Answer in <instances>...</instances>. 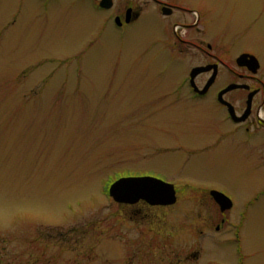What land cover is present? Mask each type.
Masks as SVG:
<instances>
[{
  "label": "rangeland",
  "instance_id": "1",
  "mask_svg": "<svg viewBox=\"0 0 264 264\" xmlns=\"http://www.w3.org/2000/svg\"><path fill=\"white\" fill-rule=\"evenodd\" d=\"M19 1L0 0V188L41 215L0 232V264H49L50 256L67 264L70 247L79 264H97L89 258L97 240L127 249L133 264H204L213 255L235 264L237 253L264 264V160L254 149L264 134L248 143L225 138L208 104H171L166 93L205 62L200 51L172 50V31L153 10L120 31L102 27L103 12L64 3L37 15L36 2L25 0L17 17ZM180 1L206 20L198 39L214 54L235 66L251 52L264 74V0ZM222 75L223 84L236 80ZM130 171L174 183L177 205L115 203L109 186ZM205 188L233 202L221 244L200 236L215 235L223 217Z\"/></svg>",
  "mask_w": 264,
  "mask_h": 264
},
{
  "label": "flooded vegetation",
  "instance_id": "2",
  "mask_svg": "<svg viewBox=\"0 0 264 264\" xmlns=\"http://www.w3.org/2000/svg\"><path fill=\"white\" fill-rule=\"evenodd\" d=\"M36 2V9L34 13L37 15L46 14L51 10L53 5H67L70 7L84 6L91 10L94 14L103 12L104 17L102 18L101 24L105 29L107 26H113L116 29L123 31L124 29L131 27L142 21L146 15L150 12V10L156 11L157 14L164 19L165 28L167 30L171 29L172 37L175 38V42L173 43L172 50L180 51L181 53L189 50H198L201 55L205 58V62L202 64H198L193 66L190 69L189 74L186 78H183V82L181 85H177V87L173 90H170L167 93L168 97H172L171 104H177L181 102H203L208 104L211 110L213 108L215 119L219 122L216 124L223 128L220 131V135L225 136H234V135H242L244 136V142L248 143L250 141L255 140L256 136L259 134H264V74L262 73V65L260 63V67L256 72H253L248 66L239 65L238 57L241 54L251 52L245 51L240 53L234 60L235 66L231 65L225 59L218 57L216 54L212 52V44L205 43L204 40L198 39L203 31V27H206V20L200 16L196 11L188 9L185 5L181 3L180 0H34ZM25 0H20L18 7L15 11L17 17L18 13L21 12L24 6ZM168 11V14L164 12ZM188 15V16H187ZM167 20V21H166ZM15 21V20H14ZM169 28V29H168ZM170 33V30L168 31ZM170 37V36H169ZM164 45V44H163ZM165 52L168 53L167 48L163 46ZM169 49L168 56L171 54H175L174 51ZM254 55V54H253ZM171 59V58H170ZM173 61V60H169ZM211 65L212 69L209 71L202 72L198 74L194 83L192 82L191 71L195 67H202ZM217 69L216 78L214 81L208 86L206 90L205 87L208 85L210 79L212 78L214 71ZM226 69L233 79L230 80L228 77L224 78L225 83L219 79L223 76L222 72ZM182 80V78H181ZM243 85V87H238L232 89L227 92H223L229 85ZM185 87V88H184ZM197 88V89H196ZM212 116V117H214ZM194 121V120H193ZM196 121H194L195 124ZM240 140V139H239ZM238 140V141H239ZM242 142V139L239 141ZM215 145V143L210 142L209 146ZM208 146V147H209ZM256 151V156L260 159L264 160V144H257L254 148ZM136 172V171H135ZM128 172L119 177H136L140 173ZM156 175V174H155ZM160 176V175H156ZM118 180V178L116 179ZM115 180V181H116ZM167 182H170L166 179H163ZM113 181V182H115ZM112 182V183H113ZM172 183V182H170ZM174 184V183H172ZM175 185V184H174ZM177 190V195L179 193V188L175 185ZM198 188V186H194V189ZM216 189H207L205 188L203 192L205 194H209L211 198V191ZM200 191V190H199ZM198 191V192H199ZM202 191V190H201ZM219 191V190H218ZM222 192V191H220ZM225 193V192H223ZM226 194V193H225ZM214 200V198H213ZM215 201V200H214ZM115 202V201H114ZM179 200L169 206L157 205L153 206L146 201L139 202V205H146L149 207H158V208H167L176 206ZM216 202V201H215ZM116 203V202H115ZM123 207H136L134 204H120ZM218 205L220 212L225 213L230 211L232 208L227 210H222L220 205ZM205 203L199 202L198 207L196 209H200V207H204ZM243 220L240 224L237 225L238 230L243 226ZM226 217L223 215L219 224H217L215 228V235H211L207 233V230L201 229L199 232L203 239L206 237L213 238L215 244H221L225 239L219 238L218 234L223 231L224 225L226 224ZM195 239L197 235V230H195ZM197 240V239H196ZM195 240V242H197ZM202 248V245H200ZM200 250H198L193 257L198 259L200 257ZM198 253V254H197ZM247 258V254L245 253H237L236 263L235 264H245ZM204 264H225L224 261L220 260L217 255H213L207 259H205Z\"/></svg>",
  "mask_w": 264,
  "mask_h": 264
},
{
  "label": "snow or ice",
  "instance_id": "3",
  "mask_svg": "<svg viewBox=\"0 0 264 264\" xmlns=\"http://www.w3.org/2000/svg\"><path fill=\"white\" fill-rule=\"evenodd\" d=\"M163 179L162 176L158 177L151 172L139 174L131 179L118 177L120 182H114L115 187L113 191L114 193L131 197L130 202L134 205H139L141 199L149 200L151 196L162 195L164 193L163 185L157 183V181H162ZM204 206L211 213V206L207 204ZM40 208L32 203L18 200L0 188V232L7 235L8 231L16 227L34 222L41 215ZM18 209H24L25 211L22 215L17 216L15 221H11V227L6 228L5 225L10 223L12 214ZM111 239L115 241L116 237L112 236ZM96 243L99 245L100 250L89 258L97 261V264H133L134 257L127 254V249L114 251L115 245L109 246L100 240H97ZM61 247L63 248V246ZM53 255L57 254L53 253ZM63 255L67 260V264H79V249L75 247L66 248L63 251ZM50 261L51 256L49 257V264ZM181 264H183L182 261Z\"/></svg>",
  "mask_w": 264,
  "mask_h": 264
},
{
  "label": "water",
  "instance_id": "4",
  "mask_svg": "<svg viewBox=\"0 0 264 264\" xmlns=\"http://www.w3.org/2000/svg\"><path fill=\"white\" fill-rule=\"evenodd\" d=\"M164 13L168 14V11L165 10ZM238 64L242 66L243 65L248 66L253 72H256L260 67V63L257 57L249 53L241 54L238 57ZM211 69H212L211 65L193 68L191 71L192 82L194 83V79L198 74L205 72V71H209ZM216 74H217V69L214 71L212 78L210 79L208 85L205 87L204 90H206L208 86L214 81V79L216 78ZM238 87H243V85H236V84L229 85L226 89H224L223 92H227V91H230ZM124 178L131 179L135 177H124ZM119 182H120L119 180L115 181V183H119ZM157 183L163 185L164 193L162 195L151 196L149 200L141 199L140 201H146L153 206H157V205L169 206V205L175 204L178 200L177 190H176L175 185L165 180L157 181ZM114 187H115V184L114 183L111 184L109 188V194L116 202L121 203V204H132L130 202L131 197H127V196L120 195L118 193H114L113 191ZM211 195L214 197V199L220 205L223 211L232 208L233 206L232 200L230 199V197H228L223 192H220L218 190H212Z\"/></svg>",
  "mask_w": 264,
  "mask_h": 264
}]
</instances>
